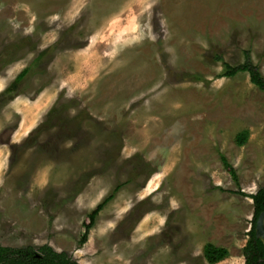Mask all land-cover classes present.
<instances>
[{
  "label": "rangeland",
  "instance_id": "rangeland-1",
  "mask_svg": "<svg viewBox=\"0 0 264 264\" xmlns=\"http://www.w3.org/2000/svg\"><path fill=\"white\" fill-rule=\"evenodd\" d=\"M43 51L0 101V246L207 264L212 244L226 250L217 264H244L264 93L220 76L247 51L264 76V0H0V93Z\"/></svg>",
  "mask_w": 264,
  "mask_h": 264
},
{
  "label": "trees",
  "instance_id": "trees-1",
  "mask_svg": "<svg viewBox=\"0 0 264 264\" xmlns=\"http://www.w3.org/2000/svg\"><path fill=\"white\" fill-rule=\"evenodd\" d=\"M12 50H16L17 47L14 45L11 46ZM49 51V48L48 50ZM47 51L41 52L26 68H24L9 84L0 93V101L11 100L15 95L20 91V87L23 82H27L30 75L37 72L40 66V62L44 59L45 55L47 56ZM10 53V52H9ZM221 59L218 58V61ZM223 73L220 77L224 78H233L238 74H246L248 76L249 82L257 90L264 93V76L261 74L259 67L256 66L251 59L249 52L244 53V61L241 64L236 66H231L222 61ZM6 102V101H5ZM4 103V102H3ZM78 118H72L75 120ZM67 124V123H66ZM66 124H61L59 122V127H63ZM75 124V123H74ZM76 126V125H75ZM78 126V125H77ZM242 135H245L236 140L238 146H243L246 139V132H243ZM221 162L224 166L226 172L230 175L234 182H237V175L234 169L228 164V162L221 157ZM119 187L117 186L113 193L106 196L94 209L88 213L85 219L82 222L83 234L80 237L77 247H82L86 244L88 240V235L90 230L95 226L97 217L103 207L113 199L114 194L118 191ZM243 195V194H241ZM252 201L253 214L251 220V229L247 233V241L242 248V257L244 264H264V246L263 244L255 237L254 228L255 223L260 215L264 211V187L258 189L254 194L248 196ZM226 256V250L223 248L215 247L212 244H208L203 249V258L207 264H217ZM0 264H77L71 260L65 253L55 252L50 246L42 245L37 249L32 247L25 248H10L0 246Z\"/></svg>",
  "mask_w": 264,
  "mask_h": 264
},
{
  "label": "water",
  "instance_id": "water-1",
  "mask_svg": "<svg viewBox=\"0 0 264 264\" xmlns=\"http://www.w3.org/2000/svg\"><path fill=\"white\" fill-rule=\"evenodd\" d=\"M255 237L263 244L264 246V211L258 216L255 228H254Z\"/></svg>",
  "mask_w": 264,
  "mask_h": 264
}]
</instances>
